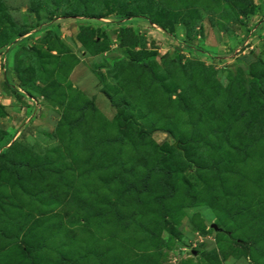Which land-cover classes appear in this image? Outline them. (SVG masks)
Instances as JSON below:
<instances>
[{
    "label": "rangeland",
    "instance_id": "rangeland-1",
    "mask_svg": "<svg viewBox=\"0 0 264 264\" xmlns=\"http://www.w3.org/2000/svg\"><path fill=\"white\" fill-rule=\"evenodd\" d=\"M261 1L0 0V264H264Z\"/></svg>",
    "mask_w": 264,
    "mask_h": 264
},
{
    "label": "trees",
    "instance_id": "trees-1",
    "mask_svg": "<svg viewBox=\"0 0 264 264\" xmlns=\"http://www.w3.org/2000/svg\"><path fill=\"white\" fill-rule=\"evenodd\" d=\"M13 91H14L13 93H14V95L17 98L18 101H23L24 100L23 95H21L16 89H14Z\"/></svg>",
    "mask_w": 264,
    "mask_h": 264
},
{
    "label": "built area",
    "instance_id": "built-area-1",
    "mask_svg": "<svg viewBox=\"0 0 264 264\" xmlns=\"http://www.w3.org/2000/svg\"><path fill=\"white\" fill-rule=\"evenodd\" d=\"M261 3L264 5V0L261 1ZM156 27V25H154ZM157 28V27H156Z\"/></svg>",
    "mask_w": 264,
    "mask_h": 264
}]
</instances>
